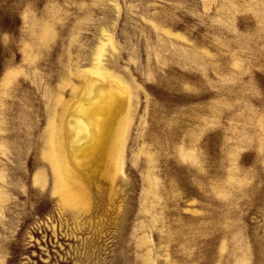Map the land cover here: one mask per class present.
<instances>
[{"label": "rangeland", "instance_id": "rangeland-1", "mask_svg": "<svg viewBox=\"0 0 264 264\" xmlns=\"http://www.w3.org/2000/svg\"><path fill=\"white\" fill-rule=\"evenodd\" d=\"M0 264H264V0H0Z\"/></svg>", "mask_w": 264, "mask_h": 264}, {"label": "bare ground", "instance_id": "bare-ground-1", "mask_svg": "<svg viewBox=\"0 0 264 264\" xmlns=\"http://www.w3.org/2000/svg\"><path fill=\"white\" fill-rule=\"evenodd\" d=\"M101 106L102 107H99L93 111V113L97 114L100 117V119L104 118L105 117L104 115L107 112V108L103 106V104Z\"/></svg>", "mask_w": 264, "mask_h": 264}]
</instances>
